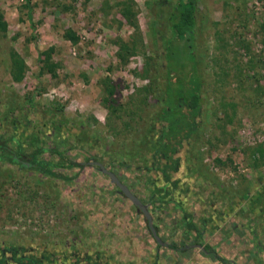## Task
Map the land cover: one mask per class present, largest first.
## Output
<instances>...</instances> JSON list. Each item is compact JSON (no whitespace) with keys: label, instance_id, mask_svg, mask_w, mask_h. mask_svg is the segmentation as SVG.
Returning <instances> with one entry per match:
<instances>
[{"label":"rangeland","instance_id":"obj_1","mask_svg":"<svg viewBox=\"0 0 264 264\" xmlns=\"http://www.w3.org/2000/svg\"><path fill=\"white\" fill-rule=\"evenodd\" d=\"M176 3L0 0V139L24 154L42 147L36 158L70 177L0 159V246L77 250L110 264H223L206 246L226 264H264V0H195L199 129L179 149L165 197L160 173L147 169L156 141L147 123L155 91L165 86L175 107L183 88L184 50L165 49ZM11 52L25 67L19 82ZM90 161L146 205L163 245Z\"/></svg>","mask_w":264,"mask_h":264},{"label":"flooded vegetation","instance_id":"obj_2","mask_svg":"<svg viewBox=\"0 0 264 264\" xmlns=\"http://www.w3.org/2000/svg\"><path fill=\"white\" fill-rule=\"evenodd\" d=\"M164 53L162 55H164ZM165 84H167V81H165ZM164 87L163 89H161V91H155L156 93L160 94V96L157 94L156 98L158 100L155 101L152 108L153 115L150 116L147 123L149 125L148 127L149 131L151 132L154 131L156 134V138H154V140L156 141H154L153 151H152V159H151L152 162L150 164V167H148L147 169H149L150 173L153 172L160 173L161 183L158 186V188L161 187L165 188L166 185L171 187L175 186L173 183L176 182L177 178H174L173 176L179 173L180 171L179 160L181 155L179 154V149L184 145V143L188 142L190 139H193V137L195 136V134L198 132L199 129V120L197 118L198 112L196 111L192 113L193 110H191L190 108V102L188 101V96L185 98L184 93L177 96V94L180 92L179 90H177V94L173 95L171 98L172 101H175L174 103L175 107H170L168 104H166L165 101H163L164 99H162V96H164L165 94ZM158 88L160 89V87ZM199 96L200 94H198V97ZM198 104H200V102H198ZM199 109L200 107L198 108V111ZM175 112L177 113L179 112L178 113L179 116L175 117L173 115L172 120L167 121L166 117L172 116V114ZM155 156L157 157L156 161L154 160ZM94 162L95 161H90L89 163L94 164ZM158 162H161V164H158ZM96 166L98 167V169H100L98 165ZM165 172L168 174L167 180H164ZM183 181L184 179L182 178L180 180V183ZM117 191L122 196H124L118 188ZM181 210L183 211V209ZM183 214H185L184 211ZM103 263H104V259L97 258L94 255L80 253L77 250L46 251V250H39L36 247H28V246L21 247L19 245H8L7 247L0 246V264H103Z\"/></svg>","mask_w":264,"mask_h":264},{"label":"trees","instance_id":"obj_3","mask_svg":"<svg viewBox=\"0 0 264 264\" xmlns=\"http://www.w3.org/2000/svg\"><path fill=\"white\" fill-rule=\"evenodd\" d=\"M175 9L176 12L169 15L170 22H168L167 27L170 26L169 28L172 31H171V35L167 37V44L165 45V49L167 50L169 48V53L172 55L174 53L173 51L171 52L170 47L178 43L177 46H181V48L184 50L183 54L186 57L185 62L184 59H182L183 63L179 62L178 71L184 73L185 75H181V74L180 75L185 77L181 81L183 84L182 85L183 88L179 91H182L180 94L184 93L185 98L188 96V101L190 102V108L191 110H193L192 113H194L196 111L198 112V108L200 107V104H198V102H200V98L198 97V94H199V87L201 85L199 80L200 76L198 75V61H196L195 53L192 50V46H194L195 44L193 43V41H191L193 37V30L195 25V0H177ZM5 29H6V22L4 21L2 14L0 13V32H4ZM64 35L70 41L72 42L76 41V37L73 31L67 29L64 32ZM183 50H179V52L182 53L181 51ZM172 57H174V55H172ZM11 62H12V66L10 69L11 79L14 82H19L23 77L24 68H25L23 64V60L15 52H11ZM45 68L46 71L49 72L51 76H54V71H53L54 66L51 63H46ZM195 73L197 75H195ZM172 79L176 80L175 77ZM42 150H43L42 147H36L30 153L24 154L19 150H12L6 145V143L3 140L0 139V159H7L10 162L17 164L19 167H25L22 162H26L29 164L27 166L29 168L37 169L38 171L53 177L69 179L70 177H67L55 170V167H57L56 163H51L49 161L36 158V154H38ZM53 151L58 154V151L56 150ZM255 152H259V154H262V148L258 147L255 150ZM64 160L66 162L64 165L65 167L70 168L74 166H81L80 163L71 161L69 159H64ZM158 164H161V162H158ZM253 166H256L255 163L253 164ZM167 175L168 174L165 172L164 180L168 179ZM160 191L164 194L165 197L167 196L171 197V194L169 192H166L164 187H161ZM261 197L262 194L258 193V199H260ZM184 215L186 216L187 214ZM186 218H187L186 223L188 227L193 228L194 226L193 223L190 221L189 216H187ZM168 246L171 247L172 249L178 250V248L173 245H168ZM201 247L203 251L209 253L210 256L221 261L223 264H226V260L218 256L216 253H214L209 247L206 246H201ZM182 249L183 248H180V251H183ZM103 264H110V263L108 260H104Z\"/></svg>","mask_w":264,"mask_h":264},{"label":"water","instance_id":"obj_4","mask_svg":"<svg viewBox=\"0 0 264 264\" xmlns=\"http://www.w3.org/2000/svg\"><path fill=\"white\" fill-rule=\"evenodd\" d=\"M25 167H27L29 164L26 162H22ZM94 164L98 165L100 167V170L105 173L111 182L120 190V192L132 203V205L142 214L143 218L146 221L147 228L149 229V232L154 239V241L162 245L163 242L159 239L156 230L151 222V216L147 209V207L144 205V203L137 198L128 188L127 186L122 183L118 177L110 170L106 169L101 163L95 161Z\"/></svg>","mask_w":264,"mask_h":264},{"label":"crops","instance_id":"obj_5","mask_svg":"<svg viewBox=\"0 0 264 264\" xmlns=\"http://www.w3.org/2000/svg\"><path fill=\"white\" fill-rule=\"evenodd\" d=\"M157 244V243H156Z\"/></svg>","mask_w":264,"mask_h":264}]
</instances>
